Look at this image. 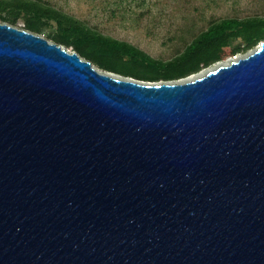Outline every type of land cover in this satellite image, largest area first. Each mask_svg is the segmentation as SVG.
<instances>
[{"label":"water","instance_id":"1","mask_svg":"<svg viewBox=\"0 0 264 264\" xmlns=\"http://www.w3.org/2000/svg\"><path fill=\"white\" fill-rule=\"evenodd\" d=\"M0 264H264V41L151 83L0 23Z\"/></svg>","mask_w":264,"mask_h":264},{"label":"trees","instance_id":"2","mask_svg":"<svg viewBox=\"0 0 264 264\" xmlns=\"http://www.w3.org/2000/svg\"><path fill=\"white\" fill-rule=\"evenodd\" d=\"M40 35L54 26L46 40L74 51L102 72L158 83L187 78L215 63L253 49L264 41V17L211 21L184 49L168 61L151 58L133 45L105 36L84 21L39 0H0V23ZM238 45L233 47V42Z\"/></svg>","mask_w":264,"mask_h":264},{"label":"rangeland","instance_id":"3","mask_svg":"<svg viewBox=\"0 0 264 264\" xmlns=\"http://www.w3.org/2000/svg\"><path fill=\"white\" fill-rule=\"evenodd\" d=\"M39 1L84 21L105 36L137 47L158 61H168L179 54L211 21L264 17V0ZM22 27V21H18L15 28ZM52 31L53 25L38 36L46 39ZM238 43L234 41L233 47ZM255 48L256 46L178 81L184 83L202 77L209 70L220 65L226 66L253 53ZM67 51L73 52L70 49ZM93 69L99 71L95 66Z\"/></svg>","mask_w":264,"mask_h":264},{"label":"bare ground","instance_id":"4","mask_svg":"<svg viewBox=\"0 0 264 264\" xmlns=\"http://www.w3.org/2000/svg\"><path fill=\"white\" fill-rule=\"evenodd\" d=\"M191 81H193V80H191Z\"/></svg>","mask_w":264,"mask_h":264}]
</instances>
